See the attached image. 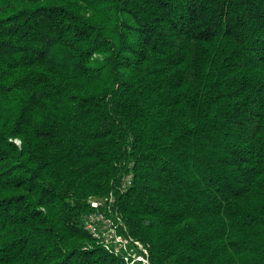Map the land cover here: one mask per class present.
I'll return each mask as SVG.
<instances>
[{
	"label": "trees",
	"instance_id": "obj_1",
	"mask_svg": "<svg viewBox=\"0 0 264 264\" xmlns=\"http://www.w3.org/2000/svg\"><path fill=\"white\" fill-rule=\"evenodd\" d=\"M110 194L151 264H264V0H0V264H125Z\"/></svg>",
	"mask_w": 264,
	"mask_h": 264
},
{
	"label": "built area",
	"instance_id": "obj_2",
	"mask_svg": "<svg viewBox=\"0 0 264 264\" xmlns=\"http://www.w3.org/2000/svg\"><path fill=\"white\" fill-rule=\"evenodd\" d=\"M131 186L132 175H128L120 183L119 192L124 194ZM89 206L82 228L97 245L125 264H151L148 250L128 234L121 222L112 194L102 200H91Z\"/></svg>",
	"mask_w": 264,
	"mask_h": 264
}]
</instances>
